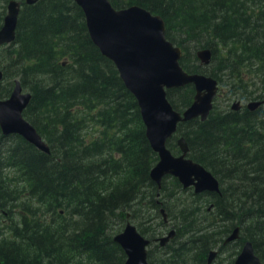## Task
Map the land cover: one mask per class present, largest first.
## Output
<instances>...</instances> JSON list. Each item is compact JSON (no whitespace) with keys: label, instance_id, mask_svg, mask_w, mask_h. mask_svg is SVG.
Here are the masks:
<instances>
[{"label":"trees","instance_id":"16d2710c","mask_svg":"<svg viewBox=\"0 0 264 264\" xmlns=\"http://www.w3.org/2000/svg\"><path fill=\"white\" fill-rule=\"evenodd\" d=\"M20 1L14 40L3 56L0 98L9 94V79L17 78L30 91L22 116L50 153L18 135L0 133V216L10 232L0 237V264H122L124 255L112 236L125 214L152 239L159 234L158 224H165L159 207L172 219L164 227L170 224L174 239L184 240L170 246L172 239L164 247L172 252L157 264H181L189 254L192 264H205L208 246L222 243L237 225L240 237L229 244L251 240L264 264V104L255 111L212 107L204 121L177 124L176 136L184 137L188 157L221 186V193H190L199 202L181 201L191 188L182 189L165 176L157 190L149 179L157 158L134 97L90 41L80 8L72 0ZM109 2L115 9L137 5L160 16L165 38L183 51L182 68L218 80L229 100L238 92L264 100V0ZM203 47L211 50L206 66L194 55ZM192 95L190 85L166 92L177 111ZM174 139L167 142L177 154ZM233 181L245 184L237 194ZM227 202L232 203L228 208ZM13 209L17 222L10 217ZM199 237L206 244L195 249ZM186 245L191 248L178 254Z\"/></svg>","mask_w":264,"mask_h":264},{"label":"water","instance_id":"95a60500","mask_svg":"<svg viewBox=\"0 0 264 264\" xmlns=\"http://www.w3.org/2000/svg\"><path fill=\"white\" fill-rule=\"evenodd\" d=\"M81 10L87 35L99 53L109 59L125 88L136 102L140 119L144 126V135L150 149L156 155V162L150 168L148 176L156 189L161 187L162 179L170 176L176 179L182 189L191 188L193 194L202 192L221 193L220 181L199 163L188 157V146L183 136H176L177 124L192 119L204 121L213 107L218 95V80L198 72H187L180 65L182 50L173 45L164 35V23L160 16L147 9L129 5L115 9L109 0H72ZM32 5L37 0H24ZM17 0L6 2V12L0 25V47L9 45L15 36L17 16L20 10ZM198 63L209 64L211 50L203 47L194 52ZM4 62V58H3ZM0 65V83L3 80ZM190 85L193 89L191 102L181 111L175 110L167 99L169 89ZM31 98V93L23 91L17 78L12 80L11 89L5 98H0V133L3 136L15 134L28 144L45 154L50 150L37 130L22 116ZM264 104V100H251L245 108L255 111ZM243 108L240 100L232 101L230 109ZM171 138L177 147L173 154L167 147ZM159 196V192L156 193ZM159 203V202H158ZM161 220L167 224V214L162 207L158 209ZM176 235L170 227L165 234L153 241L138 232L125 214V222L112 240L121 249L122 264H149L147 246L154 242L165 247ZM240 227L235 226L223 239V245L238 240ZM218 255L215 249H209L205 264H211ZM232 264H263L255 253L253 243L246 240Z\"/></svg>","mask_w":264,"mask_h":264},{"label":"rangeland","instance_id":"374dc122","mask_svg":"<svg viewBox=\"0 0 264 264\" xmlns=\"http://www.w3.org/2000/svg\"><path fill=\"white\" fill-rule=\"evenodd\" d=\"M5 12H6V3H4L3 1H0V25H1L2 17L5 14ZM7 49H10V46L4 45V46L0 47V65L1 66L4 65L3 56L5 55ZM189 50H191V49H189ZM11 81L12 80L9 79V82H11ZM23 91L30 92L27 88H23ZM253 97H254V95H252L250 97L242 96L240 94V92H238L237 94H235L229 100L227 98V95H226V90L225 89H221V90L218 91V95H216V97L213 100V108L215 109V111H225L227 108H229V106L231 105L232 101H234V100H240L241 104L243 105V108H245V105L249 101L258 100V99H253ZM25 118L27 120H29L27 117H25ZM5 143L7 145H11V143L8 140ZM171 145H172V141L170 143L167 142V147L170 149V151L173 154H175V151L173 150V147ZM8 172H9V174L11 173V171H8ZM236 176H238V174H236ZM164 181L166 183V186L171 188V185H170L171 179L169 177H166ZM227 181H231V180L227 179V178H225L223 180V182H225V183ZM231 184H232L231 187H232V191H233L232 193H235V194H237V190L245 187V184H244V186H239L238 183L235 182V181L231 182ZM17 185H18V187H20L22 185V182L19 181V183ZM238 192H240V191H238ZM190 193H192V191H188V192L183 193L182 196L180 197V200L181 201L183 200L185 202H190V203H193V201L194 202H199V201L202 200L201 198L196 199V198L192 197L190 195ZM230 198H235V195L231 196ZM31 203H33V202H31ZM229 205L231 206L232 203H228L227 202V208L229 207ZM16 210L17 209H13V211L10 214V217L15 222L18 221V216L16 214ZM0 214H1V211H0ZM199 217H201V216H199ZM210 217L211 216L204 217L202 224L204 225L206 223V221L209 220ZM168 219H169L168 220L169 222L172 221V219H170V218H168ZM130 220H132L131 222L135 225V227L137 229H139V225L137 224V219L136 218H131ZM158 220L160 221V219H158ZM1 223H3L2 216H0V237L8 236L10 232H9V230L7 228L6 223H3V224H1ZM123 225H124V220L120 223V229L123 227ZM164 225L163 224H158L157 230H158L159 234L157 236L165 234V232L170 228V224H168V226H166V227H164ZM206 225H208V224H206ZM202 230L203 229H201V231ZM198 231H200V230H198ZM200 233L202 234L203 232H200ZM142 235L150 239V232L149 231L148 232L147 231L143 232ZM183 240L184 239H180L179 237L175 238L169 245L170 246H175L177 244V242L183 241ZM240 243H232V244H229L227 246L222 247L223 243H221V241H219L218 243H214L213 245H210L212 247H210L209 249L212 248V249H215L216 251H218V255H216L215 259L212 261L211 264H232L233 260L235 259V257L237 256L238 252L240 251V248H241V246H239ZM205 244H206L205 239L199 237L196 241H194L192 246L195 247V249H196V247L202 248ZM170 246L166 247V248H159L157 246V244H155V243H152L150 246H148V248H147V251H148V257H147L148 263L149 264H157L162 257L166 258L167 257V253L172 252V249L170 248ZM188 247L191 248V246L186 245L185 249L183 251L179 252L178 254H181V255L185 254L187 249H188ZM263 250H264V248H263ZM198 253H200L199 250H198ZM263 254H264V252H263ZM205 256L206 255H203L204 259H205ZM191 258H192L191 254L187 255L185 257L186 262H184V263L182 262L181 264H192L193 262H192ZM170 264H173V263L170 262ZM176 264H180V263H176Z\"/></svg>","mask_w":264,"mask_h":264},{"label":"flooded vegetation","instance_id":"af4514ba","mask_svg":"<svg viewBox=\"0 0 264 264\" xmlns=\"http://www.w3.org/2000/svg\"><path fill=\"white\" fill-rule=\"evenodd\" d=\"M19 1H20V0H19ZM20 2H21V1H20ZM22 2H24V0H23ZM156 237H157V236H156ZM156 237H154V238H152V239H150V240L153 241ZM244 241H245V240H244ZM152 243H154V242L149 243L148 246H150ZM214 243H218V241H215V242L211 243L210 245H213ZM210 245L208 246L209 248L212 247V246H210ZM148 246H147V248H148ZM209 248H208V250H209ZM192 249L194 250V248H192ZM147 252H148V251H147Z\"/></svg>","mask_w":264,"mask_h":264},{"label":"bare ground","instance_id":"6f19581e","mask_svg":"<svg viewBox=\"0 0 264 264\" xmlns=\"http://www.w3.org/2000/svg\"><path fill=\"white\" fill-rule=\"evenodd\" d=\"M8 1V0H7ZM19 3H20V5H21V2L19 1V0H17ZM24 4H25V2H24ZM171 42V41H170ZM172 43V42H171ZM173 44V43H172ZM174 45V44H173ZM182 50V49H181ZM182 53H183V51H182ZM186 196V195H185ZM180 199V198H179ZM246 240H249V239H246ZM245 240V241H246ZM251 241V240H250ZM212 249V248H211Z\"/></svg>","mask_w":264,"mask_h":264}]
</instances>
